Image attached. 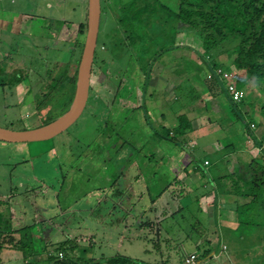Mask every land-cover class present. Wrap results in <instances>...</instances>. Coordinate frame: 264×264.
Returning <instances> with one entry per match:
<instances>
[{
  "label": "rangeland",
  "instance_id": "1",
  "mask_svg": "<svg viewBox=\"0 0 264 264\" xmlns=\"http://www.w3.org/2000/svg\"><path fill=\"white\" fill-rule=\"evenodd\" d=\"M163 1L167 2L173 8H176L179 0H160L161 3H163ZM0 5L24 11L21 29L17 31L18 33L6 28H0V81L2 80L5 82L4 89L0 85V125L13 129L36 126L47 118H55L67 108L64 102H66V98L70 96L72 90L71 84L67 82L70 74L77 65L75 59L78 57L80 48L77 43L83 42L84 40L85 31H79L78 22L84 17V12H86V0H0ZM111 10L110 13H113ZM120 13L123 15L122 11H120L119 14ZM161 13L162 19L165 20L166 13L162 10ZM49 17L52 20V22L50 20L51 23H49ZM63 19H66V21L61 22ZM163 20H160V25L150 27L152 36L150 41L148 40L146 46L143 44L140 45L135 39L136 37H134L135 41H131L132 44L129 45L131 48H129L121 45L117 38L114 37V29H116V26H114L111 17L107 16L102 9L95 52H100L98 46L100 40H104L107 44H111L113 41V44L117 45V47L113 44L110 45V47H115L116 52L114 53H111V50L109 53L108 48L101 50V53L104 54L103 56L106 57L105 67L101 68L100 71V69H98L100 67L94 66L93 72H91V80L93 86L99 92V96L101 95L102 99L105 100L107 104L100 99L95 91L89 89L87 102L80 116L71 125L55 136L45 140L29 142H6L0 140V195L5 194L11 199L10 203L13 206V209L10 211L13 218L11 220L12 223H16L17 218L22 219V217H20L23 215L21 211L25 212L24 216L27 215L25 220H27L29 215L32 217L35 204H45L47 206L52 204L55 199V192H58L59 189L62 190L64 187V177L70 166L75 172L73 186H78L79 180H81L83 185H87L88 182H100V177L99 179H97L98 177H94L95 174L92 171L89 170V174H87L84 169L80 170L83 163L82 160H84L82 155L83 153L86 154L88 149H92L91 155L83 156H95L98 160L104 162L103 156H105V152L103 155H101V152L102 150H106L105 145L101 144V147H98L97 145L92 146L91 144L102 138L103 132L107 130V127L103 130V126L110 123V116L108 115V108H106V106H111L110 101L114 90L117 92L116 96H118L117 104L119 103L121 107L129 104L128 101L139 102L138 97L142 76L141 74H139V76H132L135 80V84H132L127 82L128 78L126 79V73L124 72L127 70L131 56L136 59L139 64L143 65L142 60L144 59V54H153L155 52V47L158 48L160 44L169 46L177 45L180 39L183 38V40L194 46V49L191 48L192 51H186L185 57L189 58H186V62L183 65L184 72H191L188 77L192 78V73H194L193 71L195 69L190 64L189 59L195 62L196 66L200 65V61L196 56L199 49L197 51L196 46L193 45L199 44L197 36L184 25L177 26L174 21L169 24H164ZM40 21L43 25L46 24V26L48 23L49 27L53 24L56 27L59 23L62 24L57 31L54 30L55 32L46 30L48 34L54 32L53 35H40L39 31H37L40 29ZM182 27L185 28V32ZM29 28L33 29L32 33L26 34ZM136 32L135 30L133 34ZM183 32L184 37H182ZM69 47L73 48V55L72 61L68 69H66V75L63 76L56 87H50L49 84L47 85V82L52 75L51 70H53L56 61L61 62V60H63ZM142 47L146 49L144 52L140 49ZM182 51L183 50H181V52ZM117 53L120 57L118 60H115L114 55L116 56ZM110 54H114V60H112L113 57L111 58L109 56ZM220 55L224 56V54ZM164 58L167 57L158 58L152 70L159 71L160 68L164 67V69H170V71L173 69L171 72H175V70H177L176 68H181V65L173 64L171 61L164 62ZM179 74L180 72H178V75ZM15 75H26L24 79L30 86L38 107L35 103L34 109L31 108L27 112L22 102H19L16 99L17 97L10 92L13 86L9 84V81L15 79ZM172 75L174 76L173 73ZM172 84H175V82H169L168 87L164 85V88L169 90V95H166V97H172L174 94L171 92ZM241 88L245 89V95L247 96L245 98L246 100L252 97L255 99V105L250 108L249 115L258 123L261 118L259 105L262 99H264V85L256 77L250 76L248 83L244 84ZM6 89L7 91H5ZM179 102L180 100L175 101L176 104ZM198 102L202 104L203 99L198 100ZM194 105L196 107L191 111V114H195L193 119L198 122L204 120L205 117L208 116V110L205 109L203 105L197 103V101ZM221 106H223L222 108H224L226 112L229 110L228 104H221ZM25 111L27 113H25ZM37 112L40 115L36 118L35 114ZM124 112L125 111H123L122 114ZM228 116L229 118L227 117L226 122H223L225 123V127H222L221 124L204 122V126H206L204 128L205 131L213 130V136L219 135L217 138L219 147L230 140H236L237 143L234 145L235 148H249L254 154L258 152V147L251 141L249 132L245 131V129L243 130L241 127L242 124L234 121L231 114ZM23 117H27L25 118L26 124L23 121ZM239 128L242 135L240 131H238ZM215 129H217L218 132L214 133ZM205 131L202 130V132ZM233 131L236 133H233ZM187 140L189 144L192 145L197 139H193L194 141H192V138L188 137ZM205 140L206 143L210 142L207 141V139ZM216 142L213 143L215 144ZM88 143L89 146L87 149ZM198 143L196 156L198 155L200 158L199 160L202 158L201 152L206 153L208 158L211 159L214 156V152L207 154V149L204 147L205 142L199 140ZM120 144L121 142L118 143V146ZM122 146V148L113 149H115V152H117V150L128 149L126 142ZM80 153L81 158L78 159L75 164H72L75 157ZM96 153L98 154L95 155ZM111 153L113 154V151H111ZM185 157L187 156L185 155L184 158ZM185 162L184 159L180 161L178 167L182 164L184 165ZM255 163L257 173L261 178H264V160L257 159ZM211 170L213 169L211 168ZM239 171L243 175L246 174L242 169ZM204 175L208 182L212 183L209 177H213V172L210 171V175L208 174L209 176L207 174ZM248 175L249 174H247V176ZM152 179L154 180V177ZM159 183H161V180H154L153 185L156 184L158 189ZM25 188L27 190H25ZM139 188L140 191L142 190L144 193L143 189L145 187L143 184L139 185ZM201 189V186L193 187V190L189 192L188 196L179 198L180 205H182L180 211L172 217H168L160 222L163 229H167L171 234L175 231L178 234L175 236L169 235L166 243H160V245L155 246L156 241L159 239L158 232L163 234L162 229L160 231L157 230L158 222H156L155 216H139V220H135L133 215L135 212H139L137 207L130 210V207L127 206V210H130L128 214L125 209L111 202L110 197L101 198L100 202H97L95 200L96 197L92 196L90 199L91 202L88 205L92 210H86L88 212H67L66 215L59 216L52 221L43 220L42 223L37 222L34 229L35 233H33V237H31L32 244L13 252L9 250V252L2 253L0 264H23V255H28L38 261L41 260L44 256L43 250H55L54 244L59 242L58 240H53V237L55 238L53 234L62 236V239H72L74 236L82 235L79 244H77L73 250L80 256H108L114 253H121L143 263L155 259L158 262L167 259L168 264H172L177 257L180 259L181 264H188L185 258L190 253L192 247L198 254L196 255L194 264H204V260L208 257L204 258L201 254L203 248L202 244L198 242L190 246V244H188L189 239L183 236V232L188 230V228L185 229V225L189 220L188 217L195 214L193 207L197 205L196 199L197 196L201 194ZM150 190L152 192L155 191L154 188H150ZM59 194L60 192H58V195ZM33 197H36L35 201H32L31 198ZM165 198L169 199V193H167V191L160 196L159 203L157 204L156 202L155 207H157V209L163 206ZM211 198L212 192L201 197V205L206 209L213 208ZM86 201L87 199L84 200V202ZM141 201L143 203V200ZM175 202L176 203L173 201L171 202L170 210L175 209L176 206L179 205L178 199ZM189 202L192 203L190 206H188ZM81 203H83V201H81L80 204L78 202L75 206L83 208L84 205ZM8 211L9 207L5 208L0 205L2 216H6ZM18 211L21 214H19ZM231 213V211L228 212L225 210L222 212V214H226L225 216H233ZM250 215L252 216V213H250ZM258 216L263 215L259 214ZM259 232L260 236L264 239V227H262ZM197 235V232L191 231L192 239L195 240ZM208 236L210 237V234ZM215 237L216 236L213 235L210 237V240H215ZM162 239L163 236H160L159 241H162ZM47 240L50 243L45 245ZM222 248L226 249V245L222 246ZM216 250L218 252L219 248L217 247ZM161 252L162 254H160ZM245 255L248 256V264H264V258L257 260V258L253 257L251 254ZM261 256L264 257V254ZM160 257L164 258L160 260ZM223 258L224 255L218 258H211L210 264H219L223 261ZM199 260H201V262H199ZM151 264H157V262L154 261L151 262Z\"/></svg>",
  "mask_w": 264,
  "mask_h": 264
},
{
  "label": "crops",
  "instance_id": "2",
  "mask_svg": "<svg viewBox=\"0 0 264 264\" xmlns=\"http://www.w3.org/2000/svg\"><path fill=\"white\" fill-rule=\"evenodd\" d=\"M125 1L127 0H102L103 6L109 8V13L112 9V15H114L115 9ZM165 3L167 2L163 1V4ZM165 5L171 9H176L170 6L168 3ZM23 14L24 11H20V9L0 5V28H6L16 33L21 29ZM48 20L49 23L52 22L50 17ZM64 21H66V19ZM39 24L40 29L37 31H39L40 35H53V33L57 31V28L59 29L61 27V25L56 27L54 24L49 27L48 23L46 26V24L43 25L41 21ZM30 28L28 31H26V34L32 33L33 29ZM182 29L184 31L185 28L182 27ZM46 30L55 31L52 32V34H48ZM184 32L182 37H184ZM193 45L196 46L197 50L201 49L200 41L199 44ZM193 47L194 46L189 44V42L181 38L179 44L170 46L169 48L171 49L167 48L165 51L158 53L157 57H155V60L151 61V57L146 59L148 60L147 62H151L148 64L150 68L147 69L146 72L143 65L139 64L138 61L132 56L130 57L127 70L125 69L126 71L124 72L126 73V79L128 78L127 82L132 84H135V80L132 76H139V74H141L142 83L138 97L139 102L128 101L129 104L121 107L119 103L117 104L118 96H116L117 92L114 90L110 101L111 106H106V108H108V115L110 116V123L103 126V130L105 127H107V130L103 132L102 138L91 144L92 146L97 145L98 147H101V144L105 145L106 150H102L101 155H103L105 152L103 159L106 164L98 160L95 156H83L91 155L90 153L92 152V149H88L89 143L87 144V149L89 152L87 151L86 154L83 153L82 155L84 160H82L83 163L80 167V170L84 169L87 174H89V170L92 171L95 174L94 177H98L97 179L100 177L99 183L88 182L87 185H83L81 180H79V185L73 186L75 172L70 166L64 177V187L62 190L59 189L58 191L60 194L58 195V192H55L54 202L49 206L45 204H35L33 215L32 217L29 215L27 220H25L27 215L24 216L25 212L21 211L23 215L20 217H22V219L17 218L16 223L11 222L13 218L10 211L13 209V206L10 203V197H7L5 194L0 195L1 200H6V202L9 203V223L10 228L13 229V235L15 236L14 241H17V238H19L21 233H23V231L26 229L28 231V237H30L29 241L32 244L31 237H33L32 234L35 233L34 229L37 222L42 223L43 220L52 221L59 216L66 215L67 212L79 213V211H90L92 208L88 207V205L91 202L90 199L92 196H94L96 197L95 200L97 202H100L101 198L104 199L105 197H110L111 202L117 204L120 206V208L125 209L128 214L130 210H133L135 207H137L139 212H135L133 215L135 220H139V216H155V220L158 222L159 227V229L157 227V230L160 231L162 229L163 231V234L158 232L159 239L155 244V246H157L160 245V243H166L169 235H178L176 231L171 234V232H169L167 229H163L160 222L164 221L168 217H172L180 211L182 205H180L179 198L188 196L189 192L193 190V187L201 186V194L197 196L196 199L197 205H194L193 207L195 214L188 217L189 220L185 225V229L188 228V230L183 232V236L189 239V243H187L190 244V246L194 245L195 243L197 244L198 242L202 244L203 248L201 250V254L204 258L208 257L203 263L210 264L211 258H218L222 255H224V258L219 264H248L249 259L245 254H251L253 257H256L257 260L264 258L261 256L264 254V239L262 236H260L259 232L262 227L257 225L256 228H254V230L250 231L249 233H244L245 230L236 228L238 221L236 206L242 205L248 197L246 195H238L231 192H223L221 190L216 191L217 176L227 174L230 171H234L244 180H249L251 177L250 168H256L255 162L257 159L264 160V154L259 155V152H261L259 149L258 152L254 154L249 148H235L234 145L237 143L236 140H230L219 147V141H217L219 135L213 136V130L205 131L204 128L206 126H204V122L221 124L222 127H225V123L223 122H226L227 117L229 118L228 115L231 113L228 109L227 110L229 112H226L225 109L222 108L223 106H221V104H228L227 97L223 93L212 94L207 89L204 81V75L207 71L201 62L199 66H196V63L189 59L190 64L195 69L193 71L194 73H192V78L188 77L189 73L191 72H184L183 65L186 62V58H189L185 57V54L187 53L186 51H190ZM180 49L183 51L181 52ZM66 55L67 56H65V58L69 57L68 54ZM164 56L167 57L163 59L164 62L171 61L173 64L181 65V68H176L177 70H175V72H171L173 69L170 71V69L167 70L164 69V67L160 68L159 71H154V69L152 70L153 65H155V62L158 60V58H162ZM110 57L112 58L111 55ZM70 63L71 62H69V64ZM69 64L67 65V69ZM98 69L101 71V67ZM178 72H180L179 75ZM146 74H148V80L145 90H142V84ZM25 76L26 75H15L16 78L13 79V77V80L9 81V84L13 86L10 92H12L15 97H17L16 99L19 102H22L24 109L26 108V111L28 112L29 109H34V104L36 101L33 97L30 86L24 79ZM169 82H175V84H172L171 86V92L172 94L174 93L172 97H166V95H169V90L164 88V85H167L168 87ZM247 83L248 79L246 80L245 84ZM4 84L5 82L1 80L0 85L3 89L5 87ZM89 89L95 91V93L99 96V92L93 86L91 78ZM243 90L245 93L244 88ZM5 91H7V89ZM99 97L101 100H103L101 95ZM200 99H203L202 104L198 102ZM176 100H180V102L176 104ZM103 101L105 102V100ZM196 101L208 110V116L199 122L193 119L195 114H191L192 109L196 107L194 105ZM26 111L25 113H27ZM123 111L125 112L122 114ZM180 114H184L191 123V129H187L181 137V139L186 142L185 147L181 148L173 141L162 137L158 140L152 141L151 138L153 137V127L150 124V120L155 125L169 127L176 124L177 116ZM35 115L37 118L40 114L37 112ZM25 118L27 117H23V121L26 124ZM254 120L255 119H252L250 122V125L253 123V125H251L252 132L257 137H261L264 135V124L262 118H260L258 123H256ZM234 121L239 122L235 119ZM241 127L243 130L245 129L243 124ZM217 129L214 130V133L218 132ZM202 130L205 132H202ZM238 131H240V134L242 135L240 128ZM233 133L236 132L233 131ZM188 137H191L192 141H194L193 139L197 140L191 145L187 140ZM205 139L210 142L206 143ZM199 140H203V142H205L204 147L207 149V154L214 152V156L211 159H209L204 152L200 153L202 154L201 160H199L200 158L198 155L196 156V146H198ZM119 142H121V144L118 146ZM125 142L128 145V149L117 150V152H115V149L113 148H122V145L125 144ZM213 142L216 143L214 144ZM226 144L231 146L229 150L226 149ZM111 151H113V154ZM97 154L98 153L95 155ZM185 155L187 157L184 158ZM80 158L81 153L75 157L72 164H75ZM183 159L186 161L185 164H182L180 167H178V164ZM205 160L207 162H205ZM251 164H254V167H252ZM211 168L213 170H211ZM241 169L242 171H245L246 174L243 175L240 173L239 170ZM210 171L213 172V177H209V179L212 180V183H209L204 175H210ZM247 174L249 175L247 176ZM153 177L154 180H161L158 189L156 184L153 185ZM141 184H143L145 187L143 189L144 193L142 190L140 191L141 186L139 188V185ZM150 188H154L155 191L152 192ZM25 190L27 189L25 188ZM166 191L169 193V199L165 198L163 206L157 209V207H155L156 202L157 204L159 203L160 196ZM210 192H212L211 203L213 204V208L206 209L201 205L200 198L206 194H209ZM31 199L32 201H35L36 197ZM85 199H87L86 202H84ZM177 199L179 205H177L175 209L170 210L169 208L171 202L173 201L176 203L175 201ZM141 200H143V203ZM81 201H83V203H81L84 205L83 208L75 206L78 202L80 204ZM190 204L192 203L189 202L188 206H190ZM127 206L130 207V210H127ZM224 210L228 212L231 211L233 216H225L226 214H222ZM256 211L257 210H254L252 213L256 214ZM18 213L21 214L19 211ZM263 213L264 212L261 214L263 215ZM255 217L258 222L264 223V216ZM0 218L1 222H3L5 217L0 216ZM0 229H2L1 225ZM191 231L198 233V235L195 237V240L191 238ZM209 234L210 237L213 235L216 236L214 238L215 240H210V237L208 236ZM53 235L56 238L55 239L53 237V240L61 241L65 239H62V236L60 235ZM160 236H163L162 241H159ZM23 237L24 236H22V238ZM23 239H25V237ZM47 243L50 242L47 240L45 245H47ZM18 244L19 243L17 241L16 245L18 246ZM224 245H226V249L222 248ZM217 247L219 248L218 252L216 250ZM17 249L10 246L9 244H4L0 249V262L2 253L9 252V250L13 252ZM190 250V253H195L198 255L197 251L192 247ZM73 253L76 256H80L76 253V251ZM160 254H162V252ZM163 258L164 257H160V260ZM154 261H156L157 264H168L167 259H164L161 262H158L155 259L153 261H147V263ZM199 262H201V260H199ZM172 264H181L180 259L176 257V260L172 262Z\"/></svg>",
  "mask_w": 264,
  "mask_h": 264
},
{
  "label": "trees",
  "instance_id": "3",
  "mask_svg": "<svg viewBox=\"0 0 264 264\" xmlns=\"http://www.w3.org/2000/svg\"><path fill=\"white\" fill-rule=\"evenodd\" d=\"M100 4L103 12L111 17L114 26H116L114 37L117 38L121 45L129 48H131L129 46L132 44L131 41H135L134 37H136L135 39L140 45H147L148 40L150 41L152 36L150 27L160 25V20H163L161 10L166 13L165 20H163L164 24L174 21L177 26L184 25L193 31L200 41L201 49L196 56L206 68L207 72L204 75V81L207 89L212 94L223 93L227 97L231 115L235 120L243 124L246 131L249 132L251 140L261 150L259 155L264 154V135L257 137L252 132V126L250 125L252 118L249 115V110L255 105V99L252 97L246 100L247 96L245 93L241 95L239 100L233 99L226 86L227 83L231 82L236 89H242L241 87H243L250 76L256 77L264 85V0H179L176 9L169 8L159 0H127L115 9V15L109 13V8L102 6V0H100ZM120 11H122L123 15L119 14ZM61 22H64V20H61ZM85 22L86 12H84V17L78 22L79 31H85ZM61 24L59 23L57 27ZM135 30L137 32L133 34ZM82 44V42L77 43L80 48L78 57L75 59L76 64ZM111 44H113V41ZM111 44L100 40L98 44L100 52L96 51L94 54L92 72L94 66L105 67L106 57L101 53L102 49L108 48L109 53L110 50L111 53L116 52L115 47H110ZM114 46L117 47V45ZM169 47V45L160 44L158 48L155 47L153 54H144L142 61L145 72L146 68H150L148 64L151 63L150 61L147 62L148 60L146 59L151 57V61L155 60L158 53L165 51ZM140 49L142 52L146 50L145 47ZM67 54L69 57H64L61 62L56 61L53 70H51L52 75L47 82L50 87H56L65 75L67 65L72 61V47H69ZM220 54H224V56ZM110 55L113 57L114 54ZM114 57L115 60H118L120 56L117 53ZM114 57L112 60H114ZM225 72L228 74L224 75ZM75 73L76 67L68 80L72 90L70 96L64 102L65 107L68 106L73 94ZM147 75L144 76L142 90H145L148 80ZM52 81L53 83L51 84ZM259 113L264 124V99L259 105ZM50 119L51 117L43 120L42 123ZM150 124L153 127L152 141L162 137L173 141L180 147H185L186 142L181 137L187 129H191V123L184 114L178 115L176 124L169 127L155 125L151 120ZM225 146L228 150L231 148L230 145L226 144ZM252 167H254V164ZM250 170L251 177L249 180L242 179L234 171L222 174L216 178V191L221 190L248 197L242 205L236 206L238 216L236 228L245 230L244 233L254 230L257 225L264 227V223L258 222L255 217L264 212V178L259 176L256 168H250ZM0 205L5 208L9 207V203L6 200L0 199ZM254 210H257L256 214L252 213ZM250 213H252V216ZM0 216H2L1 212ZM3 217H5L3 222L0 220V225L2 226V229H0V249L4 244H9L16 249L30 246V237H28L26 229L17 238L19 244L18 246L16 245L17 241H14L13 229L10 228L9 213ZM81 238L82 235L74 236L72 239L65 238L54 244L55 250L44 249V256L39 260L42 262L28 255H23V264H151L140 262L121 253H114L108 256H76L73 250L79 244Z\"/></svg>",
  "mask_w": 264,
  "mask_h": 264
},
{
  "label": "water",
  "instance_id": "4",
  "mask_svg": "<svg viewBox=\"0 0 264 264\" xmlns=\"http://www.w3.org/2000/svg\"><path fill=\"white\" fill-rule=\"evenodd\" d=\"M100 15V0H86L84 40L76 65L73 94L66 110L55 118L32 127L13 129L0 125L1 141L29 142L49 139L66 129L80 116L88 98Z\"/></svg>",
  "mask_w": 264,
  "mask_h": 264
},
{
  "label": "built area",
  "instance_id": "5",
  "mask_svg": "<svg viewBox=\"0 0 264 264\" xmlns=\"http://www.w3.org/2000/svg\"><path fill=\"white\" fill-rule=\"evenodd\" d=\"M227 74L228 73L226 72L224 73V75H227ZM226 86L228 87V90L231 93L233 99L239 100L241 98V95L244 93L243 89H236L231 82L227 83ZM251 125H253V123H251ZM205 162L207 161L205 160ZM195 259H196V254L189 253L188 256L185 258V261L188 264H191V263L194 264Z\"/></svg>",
  "mask_w": 264,
  "mask_h": 264
}]
</instances>
